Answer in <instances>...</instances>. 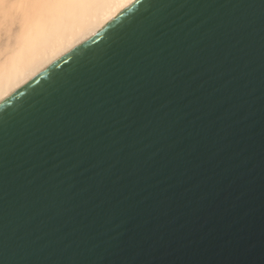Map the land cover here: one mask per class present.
<instances>
[{
	"label": "water",
	"instance_id": "1",
	"mask_svg": "<svg viewBox=\"0 0 264 264\" xmlns=\"http://www.w3.org/2000/svg\"><path fill=\"white\" fill-rule=\"evenodd\" d=\"M0 264H264V0H134L0 99Z\"/></svg>",
	"mask_w": 264,
	"mask_h": 264
},
{
	"label": "bare ground",
	"instance_id": "2",
	"mask_svg": "<svg viewBox=\"0 0 264 264\" xmlns=\"http://www.w3.org/2000/svg\"><path fill=\"white\" fill-rule=\"evenodd\" d=\"M132 1L61 4L0 0V15H18L20 21L14 42L1 44L0 99L58 55L99 30Z\"/></svg>",
	"mask_w": 264,
	"mask_h": 264
},
{
	"label": "rangeland",
	"instance_id": "3",
	"mask_svg": "<svg viewBox=\"0 0 264 264\" xmlns=\"http://www.w3.org/2000/svg\"><path fill=\"white\" fill-rule=\"evenodd\" d=\"M12 9L11 12L18 13L17 11H12ZM13 14L11 13L12 16ZM3 15H0V48L1 49L3 47L1 46V44L4 45L5 43L9 42V40L12 43L14 42L15 40L14 37H16V33L19 27L18 25H20L19 17L18 19L16 18L18 15L15 14L16 17L13 16L14 18L11 16L8 17L7 15L9 14L7 15L5 14L4 16Z\"/></svg>",
	"mask_w": 264,
	"mask_h": 264
},
{
	"label": "snow or ice",
	"instance_id": "4",
	"mask_svg": "<svg viewBox=\"0 0 264 264\" xmlns=\"http://www.w3.org/2000/svg\"><path fill=\"white\" fill-rule=\"evenodd\" d=\"M14 2H17V0H14ZM18 2L75 4V3H91V2H95V0H18Z\"/></svg>",
	"mask_w": 264,
	"mask_h": 264
}]
</instances>
